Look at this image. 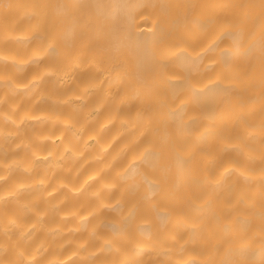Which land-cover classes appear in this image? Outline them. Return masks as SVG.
I'll list each match as a JSON object with an SVG mask.
<instances>
[{
  "label": "clouds",
  "instance_id": "1",
  "mask_svg": "<svg viewBox=\"0 0 264 264\" xmlns=\"http://www.w3.org/2000/svg\"><path fill=\"white\" fill-rule=\"evenodd\" d=\"M52 2L0 0V264H100L94 258L101 253L113 254L105 264H135L134 256L145 253L149 261L164 257L174 264H219L215 256L220 241L204 221L188 220L179 208L201 215L210 205L234 207L216 201V196L239 179L244 191L236 203L244 201L264 212V168H253L264 162V63L258 76L227 82L214 125L201 127L208 117L194 112L184 127H177L179 136L194 140L180 160L186 184L177 210L148 226L137 225L138 238L132 239L110 228L105 213L123 205L128 194L127 169L115 165L149 127L148 122L141 124L143 104L133 106L143 86L141 78L131 75V61L144 33L141 22L151 21L148 33L154 34L151 48L158 63L149 76L165 73L184 49L160 54L166 44L159 39L163 33H158V25L171 28V23L162 22L159 0H62L63 14L50 17ZM168 2L174 8L183 5L187 13V0ZM238 2L199 0L208 7ZM260 4L264 6V0ZM68 24L77 37L72 41L64 38ZM117 36L120 42L114 43ZM88 69L97 77L79 83L77 76ZM125 80L133 86H124ZM73 83L75 90L60 91ZM102 86L100 102L88 105ZM109 105L113 107L101 118ZM63 106L67 114L57 110ZM90 125L95 127L89 130ZM113 125L115 131L109 135ZM225 129H235L237 135H222ZM128 133L134 134L113 151L116 141ZM228 153L236 159L221 164ZM210 168H215L214 175ZM188 185L207 188L208 195L197 200ZM252 219L246 218L243 227L264 237L252 227ZM156 233H165L167 242L154 243ZM183 233L187 235L181 238ZM250 243L228 245L239 257L229 264H264V245L253 254ZM197 244L201 252L183 256ZM116 254L122 258L115 259Z\"/></svg>",
  "mask_w": 264,
  "mask_h": 264
},
{
  "label": "bare ground",
  "instance_id": "2",
  "mask_svg": "<svg viewBox=\"0 0 264 264\" xmlns=\"http://www.w3.org/2000/svg\"><path fill=\"white\" fill-rule=\"evenodd\" d=\"M187 2V13L183 11V5L174 8L168 0H159L158 3V11L163 14L162 22L170 20L171 23V28L158 25V33H163L159 39L166 44L161 48L160 54L167 55L171 49L182 47L184 51L177 53L176 64L166 66V72L158 77L149 76L154 64L158 63L155 61L156 53L151 48V37L154 34L148 33L151 30V21L141 22L144 33L137 46L135 59L131 61V75L143 80V86L139 89L133 106L143 104L141 124L148 122L149 127L115 165L116 168L127 169L128 194L123 205L105 215L110 228L115 232L123 230L132 239L138 238L137 225L148 226V222H154L158 217L171 216L177 210L178 200L186 184L181 180L180 160L182 153L187 152L194 143L192 138L179 136L177 127H184L187 118L194 112H202L208 117L200 122L201 127L214 125L213 118L220 110L221 94L228 88L227 82L250 74L258 76L261 63H264V33L260 32V27L264 24V6L260 4V0H239L237 4L226 7H208L199 3V0ZM193 2L196 3L195 7L191 6ZM48 11L50 17L62 15V0H53ZM53 31H56L55 26ZM193 35L196 36L195 40L192 39ZM172 36L175 39H171ZM64 38L69 41L77 38L72 24L67 25ZM113 42L119 43L120 37H114ZM197 69L202 71L197 72ZM96 77L97 74L88 69L79 73L77 81L83 84ZM124 86L132 87L133 83L125 80ZM75 88L76 83H73L60 91L67 94ZM102 97L103 86L90 98L88 105L100 102ZM112 107L113 105L106 106L100 117ZM57 110L65 114L69 111L67 106ZM125 110L122 107L121 114ZM94 127L95 125H90L89 130ZM114 131L115 125L109 129L108 134L111 135ZM133 134L120 137L112 150L118 149ZM222 135L235 136L237 130L225 129ZM11 155L13 154H9ZM230 159H236L234 153L226 154L220 163ZM253 168H264V162H257ZM209 171L215 174V168H210ZM188 187L197 200L208 195L207 188L191 185ZM242 191L243 184L236 179L235 183H230L227 189L216 196V201H223V205H235L234 207L210 205L209 211L201 215L187 207L179 208L188 220L204 221L212 237L220 241L215 256L219 264H229L231 260L239 261V257L228 250L230 244L238 245L250 241L249 248L253 250V254L259 252L260 246L264 245V237L253 235L251 229L243 227V221L253 217L252 227L264 232V212L259 208L247 207L244 201L236 203ZM115 195L118 192L114 193L113 198ZM95 219L93 217V221ZM104 234L111 235L108 232ZM186 235L187 233L181 234V238ZM153 242H167V235L156 233ZM70 248L71 246L66 248L65 252ZM201 251V245H190L183 256ZM147 255L145 253L134 256L135 264H174L171 260L165 261L164 257L149 261ZM113 258L112 253H101L94 259L105 264ZM121 258V254L115 255V259Z\"/></svg>",
  "mask_w": 264,
  "mask_h": 264
}]
</instances>
